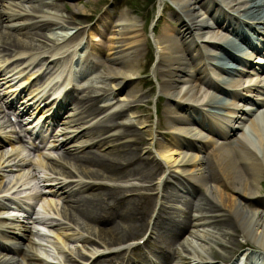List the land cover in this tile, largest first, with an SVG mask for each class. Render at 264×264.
<instances>
[{
  "label": "bare ground",
  "instance_id": "6f19581e",
  "mask_svg": "<svg viewBox=\"0 0 264 264\" xmlns=\"http://www.w3.org/2000/svg\"><path fill=\"white\" fill-rule=\"evenodd\" d=\"M56 1L0 0V31L19 41L14 48L0 41V239L12 242L0 241V248L17 253L2 255L0 264L19 261V254L20 264H99L107 252L130 248L125 242L149 224L154 235L182 240L176 264L209 262L198 242L207 239L226 251L224 264H264V137L259 133L258 156L243 134L236 135L243 118L253 121L247 106H264V80L257 76L264 72L258 64L264 45L255 41L264 39V0H158L159 11L165 6L168 13L152 31L153 74L165 98L154 128L137 110L152 90L143 91L149 80L138 78L149 62L139 59L146 44L142 19L121 11L104 13L102 28L76 25ZM68 1L77 10L73 15L85 21L77 0ZM243 2L249 5L241 7ZM28 28L40 30L35 34L44 41L32 44L33 35L24 40ZM81 33L96 45L75 41ZM209 56L217 71L212 78ZM96 65L104 71L89 74ZM15 114L17 126L41 138L35 153L9 129ZM54 123L63 127L51 130ZM147 144L156 153L145 148L142 155ZM131 165L149 179L162 166L167 171L163 181L146 187L156 188L160 200L152 221V194H138L142 185L129 178L102 181L124 179ZM195 185L204 192L194 202L183 194L194 193ZM178 198L185 210L163 203ZM238 234L244 239L239 244ZM167 257L159 252L156 261L148 259L167 264Z\"/></svg>",
  "mask_w": 264,
  "mask_h": 264
},
{
  "label": "rangeland",
  "instance_id": "374dc122",
  "mask_svg": "<svg viewBox=\"0 0 264 264\" xmlns=\"http://www.w3.org/2000/svg\"><path fill=\"white\" fill-rule=\"evenodd\" d=\"M12 1L13 0H10V2H12ZM36 4L37 3H33V2H25V5H27L28 8H30V9H35ZM77 4L79 7H81L83 9V12H85L84 14H87L85 21H83L79 17H76L73 15V12H77V10L72 6L71 2H69L68 0H57L56 1V5L61 7L63 9V11L65 12V14L68 15L70 17L71 21L74 22L76 25L83 26V25L98 24L99 28H102V26L100 24V18L102 17V15H104V13H111V15H117V14L121 13V11H127L131 15L140 17L142 19L144 30H145V36H146L145 37L146 38V44L144 45V48L140 54L139 59H140V62L143 63L146 60V58H149V62L145 67L142 66L140 68V74H139L138 78L149 80V83L146 84L145 86H143V89H142L143 91L148 90L150 87H152V90H151V93L148 94L147 96H142L143 100H146V102L144 103V105L142 107L137 108V110L139 111L140 114H142V116L147 117V119L149 120L148 124H150L154 128L155 123L157 121V118L162 116L161 112H162V107L165 103V98L160 95L161 93L158 91L157 81H156L154 74H153V67H154L155 60H156V50L157 49H156V45L154 44V41H153L152 31H153V29H157L158 27H161L164 24V21L167 18L168 9H165L166 7L163 6L161 11H159L158 0H77ZM165 4L170 5L171 4L170 0H165ZM244 6H247V5L243 4V6H241V7H244ZM65 7L68 9L66 10ZM156 25H157V27H156ZM0 30H2V29H0ZM26 31H29V34L26 36H23L24 40L30 41L31 40L30 37H32V35H33L34 37L36 36L35 38H37V40L33 41L32 44L37 43L38 40L40 42L44 41V38L35 34L36 31L39 33L40 30H38L36 28H31V29L28 28V29H26ZM110 32L111 31L107 32V37L111 36L113 34ZM0 33H2L1 35H5V38L0 39V41H3L7 46L9 45L10 47H14V45H16L19 42V41L17 42L14 35H8V34H6V32L4 33L2 31H0ZM80 38H83L84 41L86 39L87 40L90 39V37H87L86 33L79 34L77 39H80ZM98 38L101 39L100 36H97V39ZM95 41H97V40H90L89 44H91V45L95 44L96 45ZM104 43H105V40H104ZM94 48H95V46H94ZM92 63H94V62H92ZM104 68L105 67L103 65H96V66H94L93 69H91L89 74L96 73L98 71H104ZM209 91L210 90H208V89H207V91L205 90V92H209ZM115 97H116L115 99L119 98L120 97L119 93H117L115 95ZM155 106H156V110H155ZM156 112H157V114H156ZM65 113H68V112H65ZM128 114H129V112H127V115ZM76 125H78V124H76ZM84 126H86V124ZM137 130H139V129H137ZM85 137H89V135L84 136L83 138H85ZM161 139L162 140H169V138L166 137L164 134L161 135ZM145 148H151L152 153H154V148H152L150 144H147V145H143L141 147L140 153H142V155L145 152ZM94 149H96V148H94ZM252 149H254L255 153L258 156L261 155L259 150H257L256 146H252ZM99 152H102V151L100 150ZM171 169H174V165L171 167ZM124 171L126 172V175L123 177L124 179H122V180L103 179V181L109 182V183H113V182L128 183V181H126L127 180L126 178H129L132 180V182L139 184V185H142L143 188L138 189V191H137L138 194L146 193V194H149L150 197L152 194L151 204L154 205L153 210L151 212V216H150V220H152V218L155 216L156 211L160 205V200L156 194V192H157L156 188L155 189H149L146 187L151 182H157L159 177H160L161 181H163L164 176H166V173H167L166 169L162 166V171L158 174L156 179H149V178H145V176H142V175H144V171H143V168H140V167H136V166L131 165V166H128ZM260 181H261V185H259L260 197L264 198V175L260 177ZM168 183H169V181H168ZM171 186H173V185H171ZM179 187H181V186H179ZM195 187H196V190L194 193H191V194H183L182 193V194L185 195L188 200L194 199L197 195L202 196L203 195L202 193L204 192L203 188L198 187L197 185H195ZM124 193L129 194V193H134V191H131V192L125 191ZM194 202H195V199H194ZM163 203L165 204V206H171V208H175L174 210H177V209L185 210L186 206H187L185 204L184 200H182V198H178L176 200H172L169 202H163ZM116 209L117 208H115V210ZM115 210L112 209L111 211H115ZM78 221L81 222L82 220L78 219ZM109 224H110V220L105 222V223L101 222V225H109ZM210 238H212V237H210ZM220 238H222V241L226 245L234 246L233 241L230 238H228L227 236L226 237L220 236ZM235 238L237 240L236 243H238V244L241 243V241H244V239H242V237L239 236V234L236 235ZM142 240H143V242L139 243ZM22 242H24V240H22ZM181 242H182V240H179L178 242L167 241L166 237H161L158 235L150 234L149 229H146L142 235H140V236L138 235V236H135L132 238L130 237L127 240V242H125V243H131L133 245L132 248L121 250L117 254L115 252L114 253L113 252L107 253V254L102 256L99 264H114V261H117L116 260L117 257H122V258L125 257V258L130 259L128 264H140V263L152 264L149 261L148 257H150L153 261H156L157 253L163 252L161 250V248L163 250L167 251V252H165V254L168 256L167 257V264H176L177 263L176 257L178 255V252L181 251V247H182ZM198 242L203 247L204 254L211 257L209 262H206L203 264H224L221 260V257L225 256L227 253L222 247L218 246L217 243L211 242L210 239L201 240ZM251 246H253V245L249 243V245L242 247L240 250L243 251L244 249H247ZM0 252H1L0 256H2V255L7 256L8 255V257H10V256H16L17 255V253H14V252L8 253L6 250H0ZM18 258L20 260V258H21L20 254L17 257V260H18ZM67 262H68V264H71L70 261H67ZM228 263H230V261ZM13 264H20V263H19V261H16Z\"/></svg>",
  "mask_w": 264,
  "mask_h": 264
}]
</instances>
